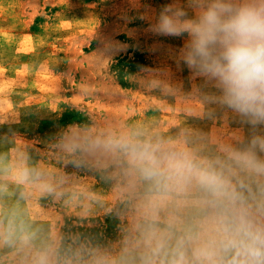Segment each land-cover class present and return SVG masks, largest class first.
<instances>
[{
  "label": "rangeland",
  "instance_id": "obj_1",
  "mask_svg": "<svg viewBox=\"0 0 264 264\" xmlns=\"http://www.w3.org/2000/svg\"><path fill=\"white\" fill-rule=\"evenodd\" d=\"M172 3L0 0V233L11 221L31 236L0 243V264H134L138 194L115 163L70 145L139 132L212 158L249 139L179 62L183 38L151 31Z\"/></svg>",
  "mask_w": 264,
  "mask_h": 264
},
{
  "label": "clouds",
  "instance_id": "obj_2",
  "mask_svg": "<svg viewBox=\"0 0 264 264\" xmlns=\"http://www.w3.org/2000/svg\"><path fill=\"white\" fill-rule=\"evenodd\" d=\"M151 31L183 38L179 62L249 126V139L212 158L186 141L144 139L139 132L72 144L69 151L115 163L127 190L138 194L134 264H264V0H174ZM28 175L25 169L17 179ZM20 231L9 221L0 243L28 242L31 236ZM38 264L49 260L41 255Z\"/></svg>",
  "mask_w": 264,
  "mask_h": 264
}]
</instances>
